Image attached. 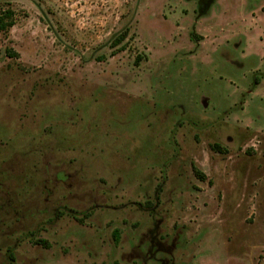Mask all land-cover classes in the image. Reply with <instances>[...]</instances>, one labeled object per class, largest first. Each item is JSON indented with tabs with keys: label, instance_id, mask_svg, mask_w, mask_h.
Masks as SVG:
<instances>
[{
	"label": "rangeland",
	"instance_id": "rangeland-1",
	"mask_svg": "<svg viewBox=\"0 0 264 264\" xmlns=\"http://www.w3.org/2000/svg\"><path fill=\"white\" fill-rule=\"evenodd\" d=\"M7 9L0 264H264V0Z\"/></svg>",
	"mask_w": 264,
	"mask_h": 264
},
{
	"label": "trees",
	"instance_id": "trees-1",
	"mask_svg": "<svg viewBox=\"0 0 264 264\" xmlns=\"http://www.w3.org/2000/svg\"><path fill=\"white\" fill-rule=\"evenodd\" d=\"M13 25H14V13L11 9H7V10L3 11L2 13H0V33L7 31ZM124 37H125V35H121L119 37L121 39H117L118 41H116V42H120L121 40H123ZM216 148L220 149V147L217 145H216ZM221 150H224V152H225V149H221ZM195 173L198 177H200L202 179L204 178V176L199 171H197L196 169H195ZM115 236L118 237V232H116ZM38 242L39 243H45L44 241H38Z\"/></svg>",
	"mask_w": 264,
	"mask_h": 264
}]
</instances>
